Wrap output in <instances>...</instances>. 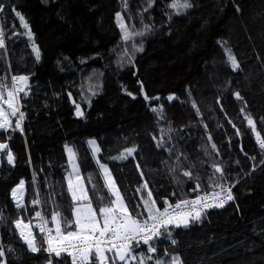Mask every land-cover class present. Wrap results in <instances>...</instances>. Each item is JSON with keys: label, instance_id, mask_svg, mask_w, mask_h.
<instances>
[{"label": "trees", "instance_id": "obj_1", "mask_svg": "<svg viewBox=\"0 0 264 264\" xmlns=\"http://www.w3.org/2000/svg\"><path fill=\"white\" fill-rule=\"evenodd\" d=\"M189 1L191 7L176 13L173 0H0L5 6L0 78L6 77L10 89L11 75L29 77L28 94L19 95L23 131L14 127L16 115L9 116L12 127L0 132L15 162L2 159L0 166V250L5 253L0 264L49 260L46 251L27 247L14 221L34 223L40 212L54 228L51 215L57 211L73 219L65 144L74 146L99 217L108 195L90 138L97 140L98 159L109 166L130 210L141 196L147 199V190L136 192L144 181L161 210L165 199L173 204L212 192L214 183L232 186L234 200L223 208L207 209L187 228H170L176 244L167 234L155 239L154 259L168 253L182 264H264V151L256 139V132L264 138V0ZM13 9L24 16L32 40ZM117 13L129 32L149 30L123 42ZM133 43H143V52L134 51ZM225 48L236 56L238 70L227 62ZM125 49L132 63L127 56L121 59ZM161 137L162 148L157 147ZM132 147L133 156L112 159ZM214 164L225 170V179H219ZM21 180L25 196L23 207H17L10 194ZM197 183L201 187L193 191ZM98 196L105 197L103 203ZM34 234L37 247L45 249L37 227ZM140 251L147 253V246L141 244ZM53 263L71 264V257L53 253Z\"/></svg>", "mask_w": 264, "mask_h": 264}, {"label": "snow or ice", "instance_id": "obj_2", "mask_svg": "<svg viewBox=\"0 0 264 264\" xmlns=\"http://www.w3.org/2000/svg\"><path fill=\"white\" fill-rule=\"evenodd\" d=\"M4 4L0 3V13L4 11ZM173 9H178L180 7L187 9L191 7L190 4L184 3L182 6L177 2L170 5ZM15 15L19 17L20 23L24 29H27L26 35L29 40L33 39L32 32L29 28L28 23L25 21L23 15L20 12L15 11ZM117 23L120 25L122 32V41L127 43L129 41H134L136 37H142L145 35V31L149 30V26H145L144 31L129 32L123 23V18L120 13L116 14ZM4 33L0 31V49L5 48ZM134 51L143 52V43L132 45ZM33 51L35 52L36 59H40L39 48L33 42ZM227 52V62L230 64L232 70H238L240 68L237 58L232 54L230 49L225 48ZM134 55V53H133ZM127 56L128 63H132V56L129 55L128 50L125 49L121 53V59ZM119 62V61H118ZM123 66V63H121ZM0 78V101L6 104L10 111L6 112L2 106H0V129L7 130L12 127L9 121V116H16L19 113V119L15 122V129L23 131L22 121L24 119V113L20 111V105L18 96L20 93L27 95V86L29 77L26 75L11 76V88L8 89V85L3 82ZM7 90L5 99V90ZM96 93L93 92V95ZM129 95H131L129 93ZM237 99H243L240 94L235 93ZM71 97V93H69ZM145 100L149 97L145 95ZM152 99H159L155 97ZM169 100L174 99L173 96L168 97ZM76 107V114L78 116H83L80 104L73 101ZM90 104L91 101L89 100ZM193 107L196 108L195 102H193ZM197 114H199V109L197 108ZM152 111H158V109H152ZM243 112L244 109H241ZM249 126L255 131V122L250 115H246ZM261 124H264V118H261ZM206 127V126H205ZM235 127V125H233ZM237 134H239V129H236ZM156 139V137H153ZM209 141H211V136H208ZM256 139L259 147L264 151V138H261L260 133L256 132ZM88 143L92 146L93 154L100 152V148L95 140H89ZM157 147H164L163 138L157 142ZM212 149H216V145L213 143L211 145ZM8 149L7 143H0V150ZM69 154V161L71 164L72 171L67 177V188L68 192L71 194V199L74 207L71 208V215L73 219H68L62 215L61 212L57 211L51 215V222L54 224L53 227H47L49 221L44 219L40 212L35 213V217L39 218L40 223L36 225L39 229V234L42 240L47 243V248L43 249L37 247L35 236L31 231L26 234L24 229L30 227L29 224H24L22 219L14 221L16 228L20 229V236L24 239L27 247L32 252L47 251L49 254L54 253L56 257H60L63 253H67L71 257V264H148L149 261H153V264H182L181 258L179 256H170L168 261L161 258H155L152 254L157 252L156 247L153 246L155 239H158L161 235L167 234L169 239H171L170 228L178 227H189L190 222L200 221L202 215L207 209L213 207L223 208L226 203L234 200L232 195V186L214 183L213 191L211 193H206L203 196H197L195 199H182L176 202L174 205L171 204L167 199L164 200V207L158 206L156 199L153 198L151 190H148V182L144 183L136 189L137 193L147 190V199L144 196L140 197L141 203L135 205L130 210V202H126L125 196L121 193L120 189L117 187L116 180L113 178L112 173L108 169L106 164L100 163L97 159V163L101 169L104 187L107 189L108 204L98 208L99 217L97 214V209L93 207L92 199L89 197L87 190L84 187L83 180L80 176L79 164L77 163L76 152L72 148L67 149ZM136 152V148L125 149L119 156L112 157L114 160H126L133 156ZM8 162L11 164L13 162V155L11 151L7 154ZM252 159H255L252 157ZM264 163V161H261ZM137 169L140 165H136ZM215 173H219V179H225V170L219 165H213ZM143 176V172L140 173ZM184 176L192 177L190 171H185ZM75 177V181L73 179ZM198 179V178H197ZM89 183H91L92 178L88 177ZM25 182L21 180L19 184L12 189V197L17 201V207H23L20 203L21 196L24 189ZM93 190L96 189V185H92ZM201 185L197 183L193 191L199 189ZM219 188L220 191H215ZM175 195V193H173ZM114 197V199L112 198ZM215 201L219 198L218 203H209V199ZM105 197L98 196L97 200L103 203ZM33 204H38L39 200H34ZM143 211H140V209ZM102 218V226H101ZM75 230H72V229ZM54 233V234H53ZM171 243L174 245L177 243L175 239H171ZM143 244L147 246V255L140 253L139 255L134 254L136 249ZM4 251L0 250V257L4 256ZM168 255V253H165ZM51 264V260H49Z\"/></svg>", "mask_w": 264, "mask_h": 264}, {"label": "built area", "instance_id": "obj_3", "mask_svg": "<svg viewBox=\"0 0 264 264\" xmlns=\"http://www.w3.org/2000/svg\"><path fill=\"white\" fill-rule=\"evenodd\" d=\"M0 31H2V29L0 28ZM4 38V37H3ZM11 76H13V75H11ZM18 76V75H17ZM20 94H22V93H20ZM19 94V95H20ZM6 98V97H5ZM0 106H2L3 108H4V110L6 111V104H3L2 103V101H0ZM21 111V110H20ZM7 112V111H6ZM19 119V113H17V119L15 120V122L17 121ZM14 125H15V123H14ZM22 129H23V121H22ZM5 131L4 129H0V132L1 131ZM0 143H6V142H2V141H0ZM8 151H11L10 149H5V150H0V166H1V163H2V159H6L7 161H8V158H7V154H8ZM12 153V152H11ZM13 155V154H12ZM9 163V162H8ZM10 164V163H9ZM11 164H14V157H13V162L11 163ZM220 191V190H219ZM219 191H217V192H219ZM11 193H12V191H11ZM24 193H25V188L23 189V192H22V194H19L18 193V195H20L21 196V199H20V203L22 204V202H23V195H24ZM211 193V192H210ZM203 195H205V194H203ZM203 195H200V196H203ZM10 196H11V198H12V200H13V202H14V204L15 205H17V201L15 200V199H13V197H12V194H10ZM197 197V196H196ZM196 197H193V198H190V199H195ZM35 200H37V199H35ZM218 200H219V198H217L215 201H213L211 198L209 199V201H207V202H209V203H212V202H216V203H218ZM175 203H173V205H174ZM38 223H40V220H38V221H36V222H34V223H30V222H28V223H26V224H29L30 225V227L28 228V229H24V231H25V233L27 234L28 233V231H31L32 232V234L35 236V234H34V227H36V225L38 224ZM25 224V223H24ZM19 230V234H20V229H18ZM54 234V233H53ZM45 243H46V241H45ZM47 248V243H46V245H45V249ZM47 252V251H46ZM48 253V252H47ZM48 255H49V260H51V264H54L53 263V253L52 254H49L48 253ZM49 260H48V263L47 264H49Z\"/></svg>", "mask_w": 264, "mask_h": 264}, {"label": "rangeland", "instance_id": "obj_4", "mask_svg": "<svg viewBox=\"0 0 264 264\" xmlns=\"http://www.w3.org/2000/svg\"><path fill=\"white\" fill-rule=\"evenodd\" d=\"M173 2H174V0H173ZM172 2V3H173ZM175 2H177L179 5H183L184 3H188V4H190V1L189 0H175ZM188 9V8H187ZM187 9H184V8H182V7H180V8H178V9H173V11L174 12H176V13H179V12H182V11H185V10H187ZM123 23H124V21H123ZM119 28H120V25H119ZM6 99V98H5ZM81 108V107H80ZM82 111V110H81ZM76 112H77V110H76ZM89 140H95L96 142H97V140L96 139H94V138H90ZM88 140V141H89ZM97 145L99 146V144H98V142H97ZM88 146L90 147V149H91V152H92V154H93V151H92V146L88 143ZM68 148H72L74 151H75V149H74V146L72 145V144H70V143H68V144H65V152H66V156H67V162H68V170H67V172H66V180H67V177H68V175H69V173L72 171V168H71V164H70V161H69V154H68V151H67V149ZM76 152V151H75ZM93 156H94V159H95V161H96V163H97V159H98V153L97 154H93ZM77 163L79 164V162H78V158H77ZM101 163V162H100ZM98 164V163H97ZM102 164H105V163H102ZM107 165V164H106ZM98 166H99V164H98ZM108 166V165H107ZM99 169H100V167H99ZM108 169L110 170V168H109V166H108ZM79 171H80V165H79ZM100 171H101V169H100ZM110 172H111V170H110ZM112 173V172H111ZM101 174H102V172H101ZM80 176H81V179L83 180V178H82V175H81V171H80ZM112 176H113V174H112ZM102 178H103V175H102ZM113 178H114V176H113ZM73 179H74V181H75V177H73ZM104 180V179H103ZM105 183V182H104ZM83 184H84V187H85V189L87 190V188H86V185H85V182H84V180H83ZM118 187V186H117ZM113 199H114V197H113ZM140 253H144V254H146L147 255V253L146 252H143V251H140V252H135L134 254H136V255H139ZM170 256H178V255H176V254H168V255H166L165 256V258H163L165 261H168L169 259H170ZM148 264H153V262L151 263V261H149L148 262Z\"/></svg>", "mask_w": 264, "mask_h": 264}]
</instances>
